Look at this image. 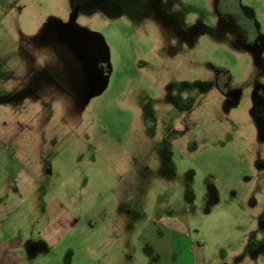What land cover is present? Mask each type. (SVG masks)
Instances as JSON below:
<instances>
[{
	"label": "rangeland",
	"instance_id": "1",
	"mask_svg": "<svg viewBox=\"0 0 264 264\" xmlns=\"http://www.w3.org/2000/svg\"><path fill=\"white\" fill-rule=\"evenodd\" d=\"M246 2L252 40L214 0H0V216L32 264L114 263L123 242L152 264L172 233L197 264L263 261L264 0ZM77 7L109 52L97 92L55 32ZM132 227L161 233L140 259Z\"/></svg>",
	"mask_w": 264,
	"mask_h": 264
},
{
	"label": "flooded vegetation",
	"instance_id": "2",
	"mask_svg": "<svg viewBox=\"0 0 264 264\" xmlns=\"http://www.w3.org/2000/svg\"><path fill=\"white\" fill-rule=\"evenodd\" d=\"M215 8L229 13L232 17L233 22L235 23L237 29L239 30L241 36L245 39H254L256 37L255 23L253 18V10L252 5L248 4L246 0H214ZM78 15V7L77 10L72 12V14L67 15V19L63 22L58 23L55 26V32L57 36L65 41L67 44L71 46L74 52L85 62L88 68V72L90 75V83H91V91L95 92V89L105 80H108V77L111 72L109 59L107 60L105 56V48L104 44L101 41V36L96 33H87L80 30L76 26V18ZM80 33H85V35L89 34L94 36V40L87 41L82 40L80 38ZM85 48L90 49V56H86L83 53ZM95 50L96 53L91 50ZM84 54V55H83ZM91 60V61H90ZM215 81L217 90L220 95L224 96L226 99L233 101L234 98L239 97L238 93H232L229 87V74L227 71L223 69H216L214 72ZM264 111V110H263ZM262 125L264 127V119H262ZM167 134V133H166ZM171 142H173V138H170ZM170 159V156H168ZM155 164L157 165L156 172L158 176V180L164 177V173L161 167H159L158 158L155 157ZM263 166L262 163H258L257 167L261 168ZM173 175V174H172ZM260 181H264L262 178ZM172 182V180H170ZM252 206L257 207V201L255 199L251 202Z\"/></svg>",
	"mask_w": 264,
	"mask_h": 264
},
{
	"label": "crops",
	"instance_id": "3",
	"mask_svg": "<svg viewBox=\"0 0 264 264\" xmlns=\"http://www.w3.org/2000/svg\"><path fill=\"white\" fill-rule=\"evenodd\" d=\"M3 170H5L3 168ZM31 172H34V168L30 170ZM12 176V175H11ZM10 175H8L7 177H4L3 179V186L6 187V190L8 191L10 188V186L12 187V182H10L12 179ZM14 185V184H13ZM22 190H23V185L19 184L18 185ZM17 184L14 185L13 188H16ZM16 190V189H15ZM18 192V191H17ZM14 194V193H13ZM34 203V207L36 209V207L38 206L39 200L35 199ZM1 205V204H0ZM39 207V206H38ZM52 218H59V212L57 213L56 208L54 207L52 210ZM118 218H121V213H118ZM8 218V217H2L0 216V264H32L30 262V259H28V254L24 253V251L26 250V246L25 244L27 243V240L24 239H20L19 237L16 236H11L10 232L8 230H5L4 226H3V222L4 219ZM106 217H102L101 216V220H105ZM120 224V223H119ZM57 230V229H56ZM56 230L54 229L55 233ZM60 231V230H59ZM126 229L123 228H119L116 230V232H113L112 234H114V236H117V239H121L122 236H126ZM131 236H133V238H131L129 241H133L135 244L134 246H132L133 248H131L130 251V255L131 258L132 257H136V259H140L141 254H142V247L144 244H147L148 242H154V241H158V236L161 234H159L158 232L154 233L155 237L152 236L151 232L150 234L147 232H142L139 231L137 233L135 227L131 229ZM111 235V233H110ZM144 236H146L144 238ZM163 238V237H162ZM167 238V243L168 245L166 246H161L160 248L156 247L155 250H153L154 253H156L157 258L156 261H154V263L152 264H197L195 260H193L191 258V254H192V244H190V246L185 243L183 245H176L175 242V237H174V233H172L171 235L166 236ZM123 239H121V241H123ZM169 243H171V247L169 246ZM152 245V244H151ZM138 246V247H137ZM127 244L123 243H119L117 246V251L119 253H117V256L119 258L118 262H111L110 260H106L104 262H101L100 256L99 257H94L91 256L90 260L88 262V264H127L126 262V250H127ZM95 248V247H94ZM37 249H34V252ZM104 254H106V251L103 252ZM43 258V257H42ZM42 258L40 257L39 259H36L34 261L33 259V264H37L40 263V261L42 260ZM134 264H141V261H135ZM200 264V262H199ZM222 264H229L227 263H222ZM237 264V263H235ZM242 264V263H240ZM247 264H249L247 262ZM250 264H264V259L261 262H254V260H252V262H250Z\"/></svg>",
	"mask_w": 264,
	"mask_h": 264
},
{
	"label": "water",
	"instance_id": "4",
	"mask_svg": "<svg viewBox=\"0 0 264 264\" xmlns=\"http://www.w3.org/2000/svg\"><path fill=\"white\" fill-rule=\"evenodd\" d=\"M80 38L83 40H86L85 42L87 43V41H89V40H91V41H93L94 40V36L91 34H89V36L88 35H85V33H80ZM95 41V40H94ZM101 41L103 42V44H104V48H105V56H106V58H107V60L109 59V52H108V48H107V46H106V44H105V41H104V39L102 38V36H101ZM97 49V48H96ZM96 49L95 50H93L92 48H91V50L92 51H94V53H96ZM85 50L86 51H84L83 50V53L87 56L88 55V57L90 56V54H92V53H90V49L88 48V50L85 48ZM90 53V54H89ZM83 54V55H84ZM91 61V60H90ZM106 85H107V80H105L104 82H102L100 85H98V87L95 89V92H97V91H100V90H102V89H104L105 87H106Z\"/></svg>",
	"mask_w": 264,
	"mask_h": 264
}]
</instances>
